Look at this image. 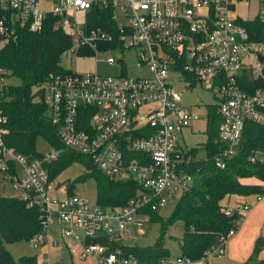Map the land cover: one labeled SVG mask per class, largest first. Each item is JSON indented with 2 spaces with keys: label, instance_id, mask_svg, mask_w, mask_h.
Here are the masks:
<instances>
[{
  "label": "built area",
  "instance_id": "1",
  "mask_svg": "<svg viewBox=\"0 0 264 264\" xmlns=\"http://www.w3.org/2000/svg\"><path fill=\"white\" fill-rule=\"evenodd\" d=\"M252 1L258 6L255 19L232 18L238 3ZM92 9L112 12V31L89 26ZM50 17L55 29L72 38L67 54L91 56L118 75L69 70L53 76L44 86L49 120L66 148L90 156L109 178L135 182L141 190L126 206L105 209L76 191L69 195L67 184L54 186L47 166L63 149L49 146L41 157L30 159L9 147L1 96L0 180L9 177L26 192L24 198L40 207L43 231L31 239L34 248L47 244V229L55 219L62 238L76 244L70 252L78 259L139 264L112 246L122 245L130 226L144 233L150 220L144 210L160 211L193 183L184 169L192 161L190 150L181 146L179 135L203 118L183 105L184 92L200 84L214 96L221 117L218 140L225 145L215 159L221 169L239 153L246 122L264 125V42L241 23L257 20L264 25V0H0V51L16 41L20 29L42 31ZM131 54L141 71L135 77L128 74ZM9 75L0 68V92L9 85ZM249 160L264 164V152H254ZM259 184L263 192L256 200L262 202L264 182ZM54 191L63 196L54 199ZM250 209L243 204L224 210L238 215L237 226L220 235L202 260L225 257L227 243ZM101 237L109 244L99 242ZM189 262L183 257L169 260ZM37 264L54 263L46 258Z\"/></svg>",
  "mask_w": 264,
  "mask_h": 264
},
{
  "label": "trees",
  "instance_id": "2",
  "mask_svg": "<svg viewBox=\"0 0 264 264\" xmlns=\"http://www.w3.org/2000/svg\"><path fill=\"white\" fill-rule=\"evenodd\" d=\"M111 19V11L92 9L89 13V26L112 31L108 26ZM241 23L252 35L256 33L255 39L264 42V25L257 20ZM71 47L70 34L55 29V19L50 17L42 31L20 29L16 41L0 51V68L9 71V77L21 81L19 85L9 84L0 92L1 107L8 117L5 141L9 147L30 159L41 157L42 153L36 148L39 139L56 149H63L60 157L47 166L51 180L54 181L71 165L82 164L86 172L76 180L67 182L68 194H73L80 182L94 179L98 194L96 203L105 209L121 208L137 196L141 187L135 182L109 178L90 156L66 148L57 128L49 120L44 102V86L53 76L69 73L62 66V59ZM208 112V138L202 147L206 158L199 159L198 149H192L188 152L192 161L184 167L193 178L192 185L179 197L168 220H164L159 211L144 210L150 217L149 221L161 225L162 234L157 244L149 247L116 244L112 249L120 247L126 254L133 255L139 264H169L171 255L165 246L166 231L169 225L181 220L184 235L180 239V257L199 261L217 243L220 235L227 234L237 226L238 215H227L224 210L229 207L224 206L222 200L231 195L247 197L263 192L261 184H245L243 180L256 179L264 182V164L249 160L254 152H264V125L246 122L239 153L227 160L225 168L221 169L215 161L225 148L218 140L221 117L217 113V105L208 106ZM42 215L40 207L32 205L29 198L5 197L0 194V264H37L36 257L14 259L5 243L31 240L42 232ZM98 241L109 244L108 239L103 237ZM255 257L256 252L251 260H255Z\"/></svg>",
  "mask_w": 264,
  "mask_h": 264
},
{
  "label": "rangeland",
  "instance_id": "3",
  "mask_svg": "<svg viewBox=\"0 0 264 264\" xmlns=\"http://www.w3.org/2000/svg\"><path fill=\"white\" fill-rule=\"evenodd\" d=\"M258 13V6L256 1L251 3H238L236 9L231 13L232 18H242L244 20L255 19ZM62 66L67 70H70L78 74L94 73L97 71L101 75H118V72L111 69L105 63H96L91 56H78L76 54L68 53L64 55L62 59ZM128 74L132 77L141 75V71L136 68L133 54L130 55V62L128 64ZM9 84L19 85L21 81L15 77H9ZM175 85L181 91L185 90L184 85L181 82H176ZM215 103L214 96L204 86L198 84L193 89H190L183 94V105L190 111L198 113L202 116V120L194 123L192 127L185 130L179 135V141L186 151L192 149H198V158L205 159L206 153L203 150L204 144L207 142V109L208 106H212ZM36 148L39 152H45L48 150L49 145L43 139H39L36 144ZM86 172L84 166L79 163H75L63 171L55 180L54 186L64 187L69 181H74ZM21 176V173L18 174ZM77 193L84 199H87L90 203L96 204L97 202V183L94 179H88L85 182H80L76 186ZM0 194L5 197H18L24 198L26 192L21 188H15L10 182L9 177L4 179L0 183ZM54 199H59L63 195L61 193H52ZM243 198L239 195H231L222 200V204L229 208H234L238 203L248 201V197ZM179 199V195L168 200L166 204L159 211V215L168 220ZM144 233H141L140 229L136 226L129 227V233L124 232L122 244L124 246H140L149 247L155 246L159 237L162 234L160 223L149 221L143 227ZM49 239L47 244L40 248H34L31 240L21 241L18 243H5V247L14 259L19 260L25 256L36 257L38 261H42L46 258L54 264H97L92 260H80L76 256H71L66 246L67 240L62 238L61 228L58 222L53 221L48 226ZM184 235V224L181 220H176L174 223L168 226L166 231L165 246L170 252L172 259H176L181 255L180 239ZM225 259L218 257H208L207 260L191 261L186 264H222ZM247 264H256L250 262Z\"/></svg>",
  "mask_w": 264,
  "mask_h": 264
},
{
  "label": "crops",
  "instance_id": "4",
  "mask_svg": "<svg viewBox=\"0 0 264 264\" xmlns=\"http://www.w3.org/2000/svg\"><path fill=\"white\" fill-rule=\"evenodd\" d=\"M243 183L259 184V181L247 179L243 180ZM247 198L248 201H239L240 203L234 207L238 208L243 204L251 205V209L245 214L236 236L230 239L226 245V255L222 258L225 260L222 264H247L250 262L264 264V201L257 202L256 195L247 196ZM65 244L70 255L76 256L70 252L71 247L75 248L76 244L70 240H67ZM255 252V260H251Z\"/></svg>",
  "mask_w": 264,
  "mask_h": 264
},
{
  "label": "water",
  "instance_id": "5",
  "mask_svg": "<svg viewBox=\"0 0 264 264\" xmlns=\"http://www.w3.org/2000/svg\"><path fill=\"white\" fill-rule=\"evenodd\" d=\"M259 244V243H258Z\"/></svg>",
  "mask_w": 264,
  "mask_h": 264
}]
</instances>
